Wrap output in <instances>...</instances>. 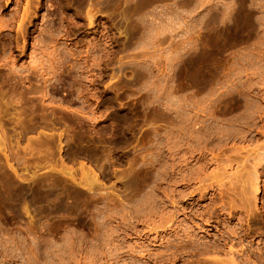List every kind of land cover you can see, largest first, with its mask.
Masks as SVG:
<instances>
[{
    "label": "rangeland",
    "instance_id": "374dc122",
    "mask_svg": "<svg viewBox=\"0 0 264 264\" xmlns=\"http://www.w3.org/2000/svg\"><path fill=\"white\" fill-rule=\"evenodd\" d=\"M68 1L0 0V264H264V0ZM228 100L201 199L204 145L183 136ZM192 230L231 242L188 254Z\"/></svg>",
    "mask_w": 264,
    "mask_h": 264
},
{
    "label": "bare ground",
    "instance_id": "6f19581e",
    "mask_svg": "<svg viewBox=\"0 0 264 264\" xmlns=\"http://www.w3.org/2000/svg\"><path fill=\"white\" fill-rule=\"evenodd\" d=\"M68 1V0H67ZM84 1V0H83ZM83 1H78L80 4H82V3H84ZM101 0H90V3L91 4H96V3H98V2H100ZM105 2H107L108 4H110L111 2H113L114 0H104ZM126 2H129L130 0H125ZM139 1V0H138ZM137 1V2H138ZM145 1V0H144ZM149 1V0H148ZM156 1V0H155ZM158 1V0H157ZM159 1H161V0H159ZM162 1H164V0H162ZM236 1V0H235ZM69 2V1H68ZM73 3L75 2V1H72ZM140 2H142V0L140 1ZM150 2H152V1H150ZM153 2H154V0H153ZM175 2V1H174ZM177 2V1H176ZM175 2V3H176ZM183 2H184V0H183ZM193 2V1H192ZM253 2V1H252ZM70 3H71V1H70ZM76 3H77V1H76ZM78 3V4H79ZM120 3V2H119ZM134 3H136L135 1H134ZM142 3H144V2H142ZM149 3V2H148ZM155 3V2H154ZM189 3V2H188ZM28 4V3H27ZM138 4H140V3H138ZM138 4H137V6H138ZM172 4V3H171ZM176 4H178V3H176ZM185 4H187V3H184V5ZM227 4H229V3H227ZM41 5H43V2H41ZM69 5V4H68ZM142 5V4H141ZM144 5V4H143ZM142 5V6H143ZM147 5V4H146ZM145 5V6H146ZM151 5V4H150ZM153 5H155V4H153ZM175 5V4H174ZM219 5V4H218ZM226 5V4H225ZM255 5V4H254ZM256 5H258V4H256ZM78 6V5H77ZM134 6H136V5H134ZM136 6V7H137ZM140 6V5H139ZM148 6H149V4H148ZM163 6V5H162ZM189 6V5H188ZM213 6V5H212ZM217 6V5H216ZM232 6V5H231ZM76 7V6H75ZM79 7H81L80 5H79ZM78 7V8H79ZM141 7V6H140ZM227 7H230V6H227ZM157 8V7H156ZM155 8V9H156ZM214 8H215V6H214ZM225 8V7H224ZM236 8V7H235ZM250 8V7H249ZM140 9V8H139ZM143 9V8H142ZM222 9V8H221ZM238 9V8H237ZM76 10V9H75ZM141 10V9H140ZM167 10V9H166ZM174 10V9H173ZM194 10V9H193ZM213 10V9H212ZM224 10H226V9H224ZM231 10V9H230ZM233 10V9H232ZM249 10V9H248ZM255 10V9H254ZM258 10V9H257ZM28 11H29V8H25V10H24V12H23V14L21 15V20H20V22H19V24H18V29H17V38L15 37V39H19L20 38V36H26L25 34H27V32H29L27 29V26L25 25V22H31L32 20H30V17H28L29 16V14H28ZM135 11H137V9L135 10ZM142 11V10H141ZM151 11V10H150ZM153 11V10H152ZM228 11V10H227ZM251 11V10H250ZM78 12V11H77ZM138 12V11H137ZM140 12V11H139ZM175 12V11H174ZM192 12V11H191ZM207 12V11H206ZM233 12H235V11H233ZM240 12V11H239ZM249 12V11H248ZM254 12V11H253ZM160 13V12H159ZM208 13V12H207ZM238 13V12H237ZM144 14V13H143ZM146 14V13H145ZM175 14V13H174ZM229 14H230V12H229ZM232 14V13H231ZM230 14V15H231ZM236 14V13H235ZM247 14V13H246ZM208 15V14H207ZM206 15V16H207ZM217 15V14H216ZM224 15V14H223ZM226 15V14H225ZM242 15V14H241ZM244 15V14H243ZM257 15V14H256ZM148 16H149V14H148ZM202 16V15H201ZM201 16H200V18H201ZM209 16H211V15H209ZM239 16V15H238ZM246 16V15H245ZM244 16V17H245ZM251 16V15H250ZM255 16V15H254ZM28 17V18H27ZM92 17V16H91ZM155 17V16H154ZM205 17V16H204ZM231 17H233V16H231ZM240 17V16H239ZM228 18V17H227ZM235 18V17H234ZM25 19H29V20H25ZM202 19V18H201ZM207 19V18H206ZM215 19V18H214ZM214 19H212V20H214ZM221 19V18H220ZM144 20V19H143ZM217 20V19H216ZM252 20V19H251ZM162 21V20H161ZM233 21V20H232ZM242 21V20H241ZM143 22V21H142ZM145 22V21H144ZM168 22V21H167ZM221 22V21H220ZM247 22V21H246ZM251 22V21H250ZM137 23V22H136ZM146 23V22H145ZM144 23V24H145ZM148 23V22H147ZM146 23V24H147ZM150 23V22H149ZM157 23V22H156ZM160 23V22H159ZM178 23V22H177ZM191 23V22H190ZM215 23V22H214ZM233 23V22H232ZM245 23V22H244ZM256 23V22H255ZM170 24V23H169ZM209 24V23H208ZM220 24V23H219ZM229 24H231V23H229ZM249 24V23H248ZM139 25V24H138ZM148 25V24H147ZM152 25V24H151ZM171 25V24H170ZM190 25V24H189ZM242 25V24H241ZM245 25V24H244ZM26 26V27H25ZM68 26V25H67ZM140 26V25H139ZM146 26V25H145ZM216 26H217V24H216ZM223 26V25H222ZM232 26V25H231ZM252 26H253V24H252ZM251 26V27H252ZM152 27H154V26H152ZM209 27V26H208ZM211 27H212V25H211ZM239 27V26H238ZM237 27V28H238ZM73 28V27H72ZM148 28H149V26H148ZM203 28V27H202ZM225 28V27H224ZM223 28V29H224ZM227 28V27H226ZM71 29V28H70ZM74 29V28H73ZM153 29V28H152ZM151 29V30H152ZM174 29V28H173ZM213 29V28H212ZM58 30V29H57ZM60 30V29H59ZM58 30V31H59ZM142 30V29H141ZM150 30V29H149ZM210 30V29H209ZM54 31V30H53ZM61 31V30H60ZM76 31V30H75ZM74 31V32H75ZM135 31V30H134ZM171 31V30H170ZM142 32V31H141ZM140 32V33H141ZM216 32V31H215ZM31 33V32H30ZM54 33V32H53ZM186 33V32H185ZM56 34V33H55ZM70 34V33H69ZM73 34V33H72ZM151 34V33H150ZM214 34V33H213ZM52 35V34H51ZM71 35V34H70ZM60 36V35H59ZM182 36H186L185 34L184 35H182ZM190 36V35H189ZM193 36V35H192ZM19 37V38H18ZM57 37H58V35H57ZM168 37V36H167ZM201 37V36H200ZM129 38V37H128ZM132 38V37H131ZM197 38V37H196ZM15 39H13L12 41H14ZM138 39V38H137ZM159 39V38H158ZM163 39V38H162ZM167 39V38H166ZM185 39V38H184ZM151 40V39H150ZM160 40V39H159ZM133 41V40H132ZM135 41V40H134ZM177 41V40H176ZM194 41V40H193ZM16 42V41H15ZM17 42H18V40H17ZM127 42V41H126ZM126 42H125V44H126ZM147 42V41H146ZM167 42V41H166ZM175 42V41H174ZM201 42V41H200ZM148 43V42H147ZM26 44V43H25ZM172 44V43H171ZM176 44V43H175ZM178 44H180V42L178 43ZM177 44V46H179ZM129 46H131L130 44H128ZM162 45V44H161ZM19 46V45H18ZM26 45H22L21 46V48H20V52L19 53H21V52H24V47H25ZM99 46V45H98ZM127 46V45H126ZM123 47H125V46H123ZM147 47V46H146ZM173 47H174V45H173ZM172 47V48H173ZM98 48V47H97ZM148 48V47H147ZM178 48H180V47H178ZM21 49H22V51H21ZM101 49V48H100ZM108 49V48H107ZM123 49V48H122ZM126 49V48H125ZM132 49V48H131ZM175 49V48H174ZM176 50H177V48H176ZM90 51V50H89ZM127 51H128V49H127ZM175 51V50H174ZM108 52H111V51H108ZM113 52V51H112ZM145 54H147V53H145ZM169 54V53H168ZM175 56V55H174ZM185 61V60H184ZM183 61V62H184ZM150 65V64H149ZM183 66V65H182ZM152 69V68H151ZM147 70V69H146ZM178 71V70H177ZM140 72V71H139ZM145 73V72H144ZM175 74V73H174ZM223 74V73H222ZM153 75V74H152ZM214 75V74H213ZM221 75V74H220ZM228 75V74H227ZM153 76H155V75H153ZM219 76V75H218ZM217 76V77H218ZM230 76V75H229ZM228 76V77H229ZM145 77V76H144ZM148 77V76H147ZM211 77V76H210ZM225 77V76H224ZM177 78V77H176ZM178 79V78H177ZM220 79V78H219ZM226 79V78H225ZM206 80H208V79H206ZM211 80H213V79H211ZM217 80V79H216ZM224 80V79H223ZM210 81V80H209ZM225 81V80H224ZM213 82V81H212ZM215 82V81H214ZM220 82V81H219ZM174 83V82H173ZM195 83V82H194ZM211 83V82H210ZM225 84V83H224ZM213 85V84H212ZM216 85V84H215ZM184 87H185V85H183ZM211 86V85H210ZM219 87V86H218ZM182 88V87H181ZM203 88V87H202ZM211 88H213V87H211ZM215 88V87H214ZM221 88H223V87H221ZM236 89V88H235ZM183 90V89H182ZM204 90V89H203ZM234 90V89H233ZM233 92V91H232ZM214 93H215V90H214ZM191 94V93H190ZM233 94V93H232ZM240 94V93H239ZM217 95V94H216ZM225 95V94H224ZM236 95V94H235ZM234 95V96H235ZM226 96H227V94H226ZM231 96V95H230ZM234 96H231V97H229V98H232V101L234 100ZM237 96V95H236ZM186 97V96H185ZM234 97V98H233ZM240 98V97H239ZM12 99V98H11ZM217 99V98H216ZM219 99V98H218ZM221 99V98H220ZM236 99V98H235ZM169 100V99H168ZM190 100V99H189ZM237 100V99H236ZM236 100H234V101H236ZM241 100V99H240ZM229 101V100H228ZM231 101V102H232ZM179 102V101H178ZM204 102V101H203ZM231 102L229 101V103L228 102H226L225 103V107H223L224 106V104L222 103V105L223 106H220L221 105V103L219 104V106L220 107H223V108H220L219 109V106L217 107L216 106V108H218L219 110H218V112H219V114L217 115V111L215 110V112H216V115L217 116H214V118L212 119V121L210 122V124H207V122L205 123V125H204V122H203V124L202 125H200V127H197V128H193L192 130H189L188 128V133H185V135L186 136H183L184 137V139H185V143L187 142V143H191L192 142V140H193V142H196L197 144H199V145H204V147L202 148L201 146H200V149L198 150V151H201V155H202V157H204V163L202 164V162H201V164H202V166L203 167H201V165H200V167L198 166V165H196V168H197V166L199 167V168H197V170L195 171V172H193V174L191 175V174H188V175H191L190 176V180L192 179V180H194V179H198V181L199 182H201L202 184L200 185V184H198V185H200L199 187H198V185H197V190H199L200 191V193H198V194H200V198L202 199H204V197L205 196H207V190H206V192H205V190L203 191V189H206V187H210L209 185L211 184H209V183H207V184H209V185H206V187L204 186V183L206 184V181H207V179L205 178V175L203 174L204 172H203V169H204V167L206 168V166H208L207 164H210L209 163V161H210V159H209V157H208V155H206V154H208V149H211V148H209V147H211V146H219V148L221 149L222 148V150L221 151H219V153L217 154V156H213L212 158H211V160H218V159H221V157L223 156V154L224 153H226L228 150H224L225 148H223L222 147V145L221 144H223L224 143V139L225 138H227V137H225V133H224V135H219V133L221 132V131H223V130H227L226 129V126H227V124H228V119H230L229 117L227 118L226 116H224L226 113L228 114L229 113V108L231 107V105H230V107H229V104H231ZM243 102H244V100H243ZM249 102V101H248ZM187 103V102H186ZM192 103V102H191ZM212 103H213V101H212ZM236 104H234V106H235V108L236 107H238V106H240V105H242V104H239L240 102H238V101H236L235 102ZM250 103V102H249ZM9 104H12L11 102H9ZM160 104V103H159ZM188 104H190V102L188 103ZM193 104H194V102H193ZM197 104V103H196ZM214 104H215V102H214ZM226 104H228V105H226ZM175 105V104H174ZM198 105H201V104H198ZM216 105H217V102H216ZM237 105V106H236ZM247 105V104H246ZM180 106V105H179ZM190 106H192L191 104H190ZM214 106V105H213ZM233 106V105H232ZM185 107V106H184ZM184 107L183 106H181V108H182V110L184 109ZM195 107V106H194ZM204 107V106H203ZM206 107V106H205ZM211 107V106H210ZM248 107V106H247ZM250 107V106H249ZM188 108H190L189 106H188ZM177 109H178V107H177ZM180 109V108H179ZM178 109V110H179ZM186 109H187V107H186ZM205 109V108H204ZM230 109H232V108H230ZM175 110V109H174ZM189 110V109H188ZM198 110V109H197ZM207 110V109H206ZM211 110V109H210ZM236 110V109H235ZM246 110V109H245ZM190 111V110H189ZM201 111H203V110H201ZM205 111V110H204ZM180 113H181V110L179 111ZM186 113H187V110L185 111ZM200 113H203V112H200ZM205 113V112H204ZM209 113H210V111H209ZM214 114L215 115V113L212 111L211 112V114ZM178 114V113H177ZM196 114L198 115V113H195V116H196ZM211 114H209L210 115V117H211ZM240 114V113H239ZM162 115H163V113H162ZM182 115V114H181ZM186 115H188V114H186ZM203 115V114H202ZM178 116H179V114H178ZM165 117V116H164ZM182 117V116H181ZM197 118H199L198 116H196ZM231 117V116H230ZM234 117V116H233ZM21 118V116H18L17 117V119H20ZM167 118V117H166ZM168 118H169V116H168ZM173 118V117H172ZM193 118H195V117H193ZM232 118V117H231ZM165 119V118H164ZM182 119V118H181ZM200 119H202V121H203V118H199L198 120H200ZM206 119V118H205ZM170 120V119H169ZM169 120H167V121H169ZM190 120V119H189ZM196 121V118L194 119V121H196L197 123H199V121ZM239 120V119H238ZM205 121V120H204ZM209 121V120H208ZM187 122V121H186ZM230 122V121H229ZM234 122H235V120H234ZM233 122V123H234ZM242 122V121H241ZM17 123L19 124V125H22L23 124V127H24V122L23 121H21V120H18L17 121ZM181 123V122H180ZM195 123V122H194ZM232 123V126L233 125H235V124H233ZM236 123V122H235ZM238 123H239V121H238ZM191 124V123H190ZM200 124H201V121H200ZM196 125H198V124H196ZM229 125H231V124H229ZM228 125V126H229ZM170 126V125H169ZM168 126V127H169ZM181 126V125H180ZM187 126V125H186ZM192 126V125H191ZM1 128H2V126H1ZM228 128V127H227ZM233 128V127H232ZM235 128H236V126H235ZM234 128V129H235ZM240 128V127H239ZM171 129V128H170ZM177 129V128H176ZM182 129H183V127H182ZM242 129V128H241ZM244 129V128H243ZM167 130V129H166ZM184 130V129H183ZM177 131V130H176ZM233 131V130H232ZM234 131H236L237 132V130H234ZM179 132V131H178ZM181 132V131H180ZM179 132V133H180ZM224 132V131H223ZM230 132V131H229ZM240 132V131H239ZM165 133V132H164ZM182 133V132H181ZM180 133V134H181ZM222 133V132H221ZM167 134V133H166ZM166 134H165V136H166ZM182 134H184V133H182ZM236 134V133H235ZM169 135V134H168ZM172 135V134H171ZM174 135V134H173ZM168 137V136H167ZM7 138H5V135H4V137L2 138V137H0V144L2 145V146H6V144H7ZM168 139L166 138V145H167V141ZM175 140H176V138H175ZM226 140H228V139H226ZM172 141V140H171ZM170 142V141H169ZM183 142V141H182ZM181 142V143H182ZM162 143H163V141H162ZM226 143V142H225ZM164 144V143H163ZM173 144V143H172ZM179 144V143H178ZM197 144H195L196 146H197ZM175 145V144H174ZM194 145V144H193ZM198 145V146H199ZM180 146H181V144H180ZM197 146V147H198ZM213 147V148H214ZM195 149V148H194ZM193 149V150H194ZM189 150H190V148H189ZM238 150V149H237ZM196 151V150H195ZM225 151V152H224ZM193 153V152H192ZM200 153V152H199ZM215 153V152H214ZM236 153V152H235ZM194 155V154H193ZM220 155H222L221 157H220ZM225 156H226V154H224ZM250 155V154H249ZM164 156L166 157V159L168 158V155H167V153L166 154H164ZM191 156V155H190ZM200 156V155H199ZM211 156V155H210ZM225 156H224V158H225ZM230 156V155H229ZM164 157V158H165ZM220 157V158H219ZM236 157V156H235ZM234 157V158H235ZM240 156H238V158H239ZM243 157V156H242ZM216 158V159H215ZM223 158V157H222ZM227 158H228V156H227ZM230 158V157H229ZM228 158V159H229ZM234 158H232V159H234ZM169 159V158H168ZM201 159V158H200ZM213 160V161H214ZM227 160V159H226ZM238 160V159H237ZM240 160V159H239ZM166 161V160H165ZM228 161V160H227ZM229 161L231 162V160L229 159ZM146 162V160L143 162V164ZM226 162V161H225ZM150 163V162H149ZM167 163L168 162H166V165H167ZM200 163V162H199ZM220 163V162H219ZM146 164V163H145ZM204 164H206V165H204ZM220 166H222V165H220ZM225 166V165H224ZM195 167V166H194ZM1 169V168H0ZM192 169V168H191ZM225 169V168H224ZM195 169H193L192 171H194ZM206 170V169H205ZM221 172V171H220ZM32 173V172H31ZM33 173H34V171H33ZM32 173V174H33ZM190 173H192V172H190ZM206 173V172H205ZM222 173V172H221ZM31 174V175H32ZM223 174V173H222ZM30 175V176H31ZM209 175V174H208ZM218 175H220V173H218ZM218 175H216L217 176V178H219L218 177ZM185 176V175H184ZM210 176V175H209ZM213 176V175H212ZM3 177V175L1 176V178ZM189 177V176H188ZM1 178H0V180H1ZM4 178V177H3ZM8 178V177H7ZM185 178V177H184ZM186 178H187V176H186ZM207 178H209L208 176H207ZM210 178H212L213 179V177H210ZM215 178V177H214ZM187 179H189V178H187ZM5 180V179H4ZM94 180V179H93ZM93 180H91V181H93ZM210 180V179H209ZM208 180V181H209ZM214 180V179H213ZM223 180V179H222ZM221 180V181H222ZM17 181V180H16ZM19 182V181H18ZM215 182H216V180H215ZM217 182H218V180H217ZM3 183V182H2ZM10 183V182H9ZM214 183V182H213ZM222 183H223V181H222ZM228 183V182H227ZM226 183V184H227ZM12 184H14V182H12ZM17 184V183H16ZM10 185V184H9ZM19 185H23V184H18V185H16V186H19ZM194 185V184H193ZM220 186H221V188H222V186L223 185H221V184H219ZM255 187H256V185L255 184H253ZM13 186V185H12ZM15 186V185H14ZM22 187V186H21ZM88 187H90V191L92 192V193H95V192H97L98 191V187H96V186H88ZM188 187H189V185H188ZM227 187V186H226ZM23 188H24V186H23ZM26 188V187H25ZM191 188H192V185H191ZM190 188V189H191ZM199 188V189H198ZM221 188H220V190H221ZM256 188H258V187H256ZM194 189V188H193ZM195 189H196V187H195ZM193 190V192L194 191H196V190ZM255 189V188H254ZM24 190H26V189H24ZM217 191V190H216ZM219 191V190H218ZM228 191V190H227ZM256 191V190H255ZM191 192V191H190ZM100 193V192H99ZM219 193V192H218ZM226 193V191H224V190H222L221 191V194L224 196V194ZM220 194V193H219ZM168 195V194H167ZM166 195V196H167ZM209 195V194H208ZM225 195H227V194H225ZM165 196V197H166ZM168 197V196H167ZM170 197V196H169ZM222 197V196H221ZM224 198V197H223ZM171 202V201H170ZM178 202V201H177ZM175 203V202H174ZM210 204V203H209ZM197 205V204H196ZM165 206V205H164ZM167 206V205H166ZM204 206V205H203ZM185 207V206H184ZM189 207V206H188ZM207 207V206H206ZM166 208V207H165ZM210 208V207H209ZM178 209V208H177ZM193 209V208H192ZM217 210V209H216ZM166 211V210H165ZM187 211V210H186ZM170 212V211H169ZM168 211H167V213H169ZM199 212V211H198ZM27 213H29L28 211H27ZM165 213V212H164ZM196 213V212H195ZM170 214H171V212H170ZM173 214L175 215L176 214V212L175 213H172V216H171V219H172V217H174L173 216ZM199 214V213H198ZM208 214V213H207ZM212 214V213H211ZM166 215V214H165ZM192 215H194L193 213H192ZM196 215V214H195ZM194 215V216H195ZM203 215V214H202ZM201 215V216H202ZM163 216H164V214H163ZM167 216V215H166ZM165 216V217H166ZM168 216H169V214H168ZM188 216V215H187ZM214 216V215H213ZM215 216H216V214H215ZM210 217H212V216H210ZM264 217V216H263ZM170 217H166L165 219V222H163V223H165V224H169L171 221H170V219H169ZM174 219V218H173ZM203 219V218H202ZM258 220V219H257ZM256 220V221H257ZM264 220V219H263ZM166 222H169V223H166ZM208 222H209V220H208ZM259 222V221H258ZM261 222H263V221H261ZM172 223V222H171ZM170 223V224H171ZM174 223H175V221H174ZM173 223V224H174ZM264 223V222H263ZM165 224H164V226H165ZM172 224V225H173ZM181 224V223H180ZM261 225V224H260ZM166 227V226H165ZM170 227V226H169ZM186 228V227H185ZM169 229V228H168ZM184 229V228H183ZM187 230V229H186ZM190 230V229H189ZM204 230V229H203ZM191 231V230H190ZM193 231V230H192ZM205 231V230H204ZM206 231H208V229L206 230ZM189 232V231H188ZM194 232V231H193ZM224 232V231H223ZM227 233V232H226ZM225 233V235L227 236V235H229V233L228 234H226ZM251 233V232H250ZM185 234H188L187 232L185 233ZM239 234V233H238ZM246 234H247V232H246ZM253 234V233H252ZM197 235H199V234H196V232H194V233H192L191 234V236L193 237H191L189 234H188V236H190L188 239H187V241H185L184 240V243H180L179 244V249L180 248H182L183 250H185V251H187V253L188 254H192L193 253V255L195 254V253H197L198 251H201V252H203V253H209L210 251H213L214 249L216 250V252L217 251H219V249L218 248H220L221 249V245L222 244H227L226 242H228L227 241V239L229 238V236L228 237H225V235H223V233H222V235H220L219 237L217 236L216 238H214V240H211L210 241V243H203V242H201L200 243V241H199V239L201 238H199V236H197ZM231 235H234L233 233H231L230 234V236ZM237 235V234H236ZM195 237V238H194ZM196 237H198V238H196ZM204 237V236H203ZM235 237V236H234ZM233 237V238H234ZM240 237V236H239ZM191 238V239H190ZM227 238V239H226ZM236 238V237H235ZM230 239V238H229ZM231 239H232V237H231ZM168 241H169V238H168ZM170 242V241H169ZM229 242H231V240H229ZM228 242V243H229ZM203 243V244H202ZM232 243H233V241H232ZM166 244H168L167 242H166ZM171 244V243H170ZM224 244V245H225ZM223 245V246H224ZM232 245V244H231ZM172 246V245H171ZM170 246V247H171ZM232 246H234V245H232ZM232 246L230 247L229 246V249H228V252L230 251V252H232L233 250H232ZM36 247V246H35ZM33 247V249L30 251L29 250V252H30V254H31V257H35L34 256V254L35 255H37V251H36V248H39V247ZM31 249V248H30ZM168 249H169V246H168ZM226 249V248H225ZM226 249V250H227ZM242 249V248H241ZM35 250V251H34ZM181 250V249H180ZM226 250H224V251H226ZM235 250H237L238 251V249H236L235 248ZM243 250V249H242ZM223 250L221 249V252H222ZM248 252H249V250H247ZM247 251H243V252H247ZM190 252V253H189ZM220 252V251H219ZM227 252V251H226ZM227 252V253H228ZM239 252V251H238ZM248 252H247V255H248ZM256 252V251H255ZM258 252H259V250H258ZM222 253H225V252H222ZM226 253V254H227ZM235 253H237L236 251H235ZM252 253V252H251ZM50 254V253H49ZM53 254H54V252H53ZM230 254V253H229ZM228 254V255H229ZM234 254V253H233ZM232 253L230 254V255H233ZM243 254V253H242ZM249 254H250V252H249ZM258 254V253H257ZM28 255H29V253H28ZM46 255V254H45ZM51 255V254H50ZM199 255V254H198ZM201 255V254H200ZM227 255V256H228ZM252 255H254V254H252ZM55 256V255H54ZM243 256H244V254H243ZM242 256V257H243ZM246 256V255H245ZM244 256V257H245ZM251 256V255H250ZM255 256H256V254H255ZM260 256V255H259ZM31 257H28L29 259L31 258ZM238 258H241V257H239V256H237ZM236 256H231L230 257V259H228L227 258V260H226V258H224V260H221V259H223V258H212V260L211 259H208V260H210V261H208L207 259L205 260V259H198L197 260V262L196 263H194V264H237V263H240V262H242V259L240 260V259H238ZM52 258V257H51ZM248 258V257H247ZM246 258V259H247ZM57 259V258H56ZM171 259V258H170ZM237 259V260H236ZM245 259V260H246ZM55 260V259H54ZM53 260V261H54ZM244 260V262H246ZM249 261V260H248ZM243 262V263H244ZM191 264V263H190Z\"/></svg>",
    "mask_w": 264,
    "mask_h": 264
}]
</instances>
